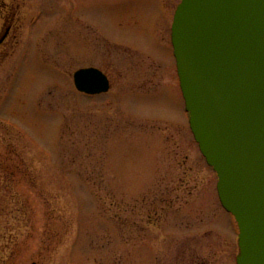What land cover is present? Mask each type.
<instances>
[{"label":"rangeland","instance_id":"374dc122","mask_svg":"<svg viewBox=\"0 0 264 264\" xmlns=\"http://www.w3.org/2000/svg\"><path fill=\"white\" fill-rule=\"evenodd\" d=\"M17 1L20 45L0 64V264H236L169 44L181 0ZM84 68L107 69L110 92L77 93Z\"/></svg>","mask_w":264,"mask_h":264},{"label":"water","instance_id":"95a60500","mask_svg":"<svg viewBox=\"0 0 264 264\" xmlns=\"http://www.w3.org/2000/svg\"><path fill=\"white\" fill-rule=\"evenodd\" d=\"M172 46L189 126L239 231L237 264H264V0H182ZM79 93L105 94L96 69Z\"/></svg>","mask_w":264,"mask_h":264},{"label":"flooded vegetation","instance_id":"af4514ba","mask_svg":"<svg viewBox=\"0 0 264 264\" xmlns=\"http://www.w3.org/2000/svg\"><path fill=\"white\" fill-rule=\"evenodd\" d=\"M20 6L17 0H0V64L8 62L13 58L17 45H20L21 34L23 29L20 14ZM162 10L160 15L162 14ZM170 36V30L168 31ZM28 41V40H27ZM28 48V44L26 45ZM28 51V49H27ZM109 82L111 74L107 69L102 71Z\"/></svg>","mask_w":264,"mask_h":264}]
</instances>
